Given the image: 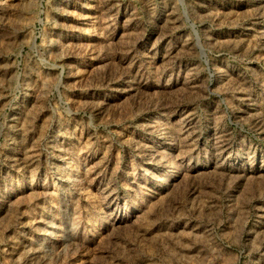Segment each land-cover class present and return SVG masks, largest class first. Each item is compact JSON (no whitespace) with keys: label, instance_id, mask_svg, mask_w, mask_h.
I'll return each mask as SVG.
<instances>
[{"label":"rangeland","instance_id":"obj_1","mask_svg":"<svg viewBox=\"0 0 264 264\" xmlns=\"http://www.w3.org/2000/svg\"><path fill=\"white\" fill-rule=\"evenodd\" d=\"M0 264H264V0H0Z\"/></svg>","mask_w":264,"mask_h":264}]
</instances>
